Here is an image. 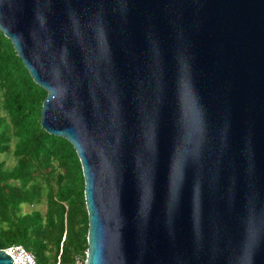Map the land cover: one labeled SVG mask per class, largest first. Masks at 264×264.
I'll use <instances>...</instances> for the list:
<instances>
[{"label":"water","instance_id":"95a60500","mask_svg":"<svg viewBox=\"0 0 264 264\" xmlns=\"http://www.w3.org/2000/svg\"><path fill=\"white\" fill-rule=\"evenodd\" d=\"M0 31L79 158L86 264H264V0H0Z\"/></svg>","mask_w":264,"mask_h":264},{"label":"trees","instance_id":"16d2710c","mask_svg":"<svg viewBox=\"0 0 264 264\" xmlns=\"http://www.w3.org/2000/svg\"><path fill=\"white\" fill-rule=\"evenodd\" d=\"M45 96L0 31V154L15 158L0 160V249L21 244L37 264H74L87 249L83 175L69 141L40 125Z\"/></svg>","mask_w":264,"mask_h":264},{"label":"built area","instance_id":"2783aa9c","mask_svg":"<svg viewBox=\"0 0 264 264\" xmlns=\"http://www.w3.org/2000/svg\"><path fill=\"white\" fill-rule=\"evenodd\" d=\"M14 264H37L34 254L21 244H11L3 248ZM74 264H86L85 257L77 256Z\"/></svg>","mask_w":264,"mask_h":264},{"label":"rangeland","instance_id":"374dc122","mask_svg":"<svg viewBox=\"0 0 264 264\" xmlns=\"http://www.w3.org/2000/svg\"><path fill=\"white\" fill-rule=\"evenodd\" d=\"M0 160L6 161L7 165H12L15 162V158L13 157L12 153H10V152L0 154ZM35 208L40 209L41 211H44V209H45L44 202L37 204L35 206L23 205L21 208V211H22V213H26V212H29V211L35 209Z\"/></svg>","mask_w":264,"mask_h":264}]
</instances>
